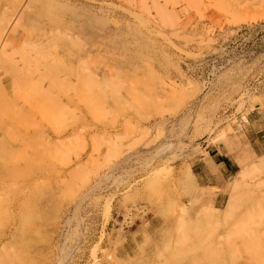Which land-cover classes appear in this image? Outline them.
<instances>
[{
	"label": "rangeland",
	"instance_id": "rangeland-1",
	"mask_svg": "<svg viewBox=\"0 0 264 264\" xmlns=\"http://www.w3.org/2000/svg\"><path fill=\"white\" fill-rule=\"evenodd\" d=\"M0 264H264V0H0Z\"/></svg>",
	"mask_w": 264,
	"mask_h": 264
},
{
	"label": "crops",
	"instance_id": "crops-1",
	"mask_svg": "<svg viewBox=\"0 0 264 264\" xmlns=\"http://www.w3.org/2000/svg\"><path fill=\"white\" fill-rule=\"evenodd\" d=\"M216 150V151H215ZM209 162L207 163L203 158L199 157L198 161L194 162L193 171L198 179H201L203 184L209 186L222 185L227 177L233 176L238 171V164L220 149L215 147L212 151H208ZM215 166L218 172L211 174L210 168ZM220 195L217 197L219 201Z\"/></svg>",
	"mask_w": 264,
	"mask_h": 264
},
{
	"label": "built area",
	"instance_id": "built-area-1",
	"mask_svg": "<svg viewBox=\"0 0 264 264\" xmlns=\"http://www.w3.org/2000/svg\"><path fill=\"white\" fill-rule=\"evenodd\" d=\"M128 217H130V216H128ZM128 217H123L122 221L126 219V220H128V222H129L130 220H129Z\"/></svg>",
	"mask_w": 264,
	"mask_h": 264
}]
</instances>
